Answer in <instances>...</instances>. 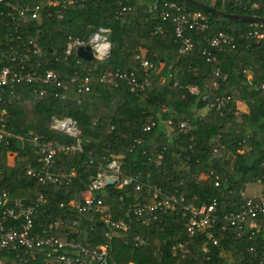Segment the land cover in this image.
<instances>
[{"label":"trees","instance_id":"trees-1","mask_svg":"<svg viewBox=\"0 0 264 264\" xmlns=\"http://www.w3.org/2000/svg\"><path fill=\"white\" fill-rule=\"evenodd\" d=\"M5 1L30 7L40 3V0ZM58 1L60 6L41 8L40 20L26 19L22 23L20 42L11 40L9 34L13 29L0 17V67L13 65L10 61L13 51L21 53V43L34 40L42 56L30 55L27 70L52 69L67 86L64 91L55 86L43 87L46 94L36 98L34 90L42 86L19 85L6 89L0 96V124L6 126L10 135L0 143V195L7 193L10 199H20L27 205L34 200L35 180L26 171L37 167V158L26 139L37 136L44 143L74 145V138L50 128L53 118L65 117L77 123L82 151L75 155L60 154L55 159L54 173H73V176L67 185L43 188L41 193L46 204L39 210L35 226L44 227L56 218L66 222L77 219L79 223L74 229L67 228L68 224L64 226L71 233L67 239L90 249L105 242V227L97 215L78 214L70 203L74 199L81 200L80 194L88 190L89 180L99 165L113 158L120 162L126 174L161 187L165 194L176 192L195 206L216 200L219 215L239 210L243 203L240 196L243 184L258 182L264 190V91L259 88L264 83V49L246 38L251 23L217 17L184 0H86L81 6L68 4V0ZM198 1L232 15L264 16L219 1ZM3 2H0V11H6ZM165 3L182 7L188 16L202 13L209 21L205 32L188 30L193 48L184 54L179 53L181 45L175 38L172 22L161 18ZM121 5L131 8L125 16L117 14ZM154 5L157 8L148 11V7ZM157 27H161L160 32H155ZM99 28L108 30L107 38L112 46L108 58L86 61L75 53L65 55L71 38L88 42ZM218 31L233 36L235 48L225 47L210 63L203 52L210 50V39ZM138 53L154 67L149 72L150 85L145 93L132 91L125 82L114 87L99 81L101 75L117 70L134 71L143 78L144 72L134 59ZM215 68H219L226 79L212 88L211 71ZM73 77L77 78V84L70 83ZM86 77L90 90L78 94L76 87ZM163 79L166 82H162ZM189 85L196 86L201 96L207 93L208 100L229 96L231 102L221 111L210 110L206 102L187 90ZM238 101L246 103L249 110L240 115L239 121L236 117ZM162 107L167 111L162 112ZM204 109L206 113L199 115ZM166 120L172 122L169 129ZM181 123L186 124L184 129H180ZM145 126L150 129L144 131ZM219 145L225 146L223 157L213 159V148ZM241 148L246 151L238 153ZM159 153L162 154L161 165L155 167ZM10 156L14 157L13 165L8 163ZM232 156L235 157L233 171L229 172L227 161ZM211 169L219 175L217 187L212 177L201 178ZM107 192L106 203L115 219L140 196L133 187L108 188ZM160 220L148 227L134 223L124 236L115 238L110 264H173L171 248L180 243L190 250L184 264L206 262L201 252L204 238L200 235L189 238L184 219L172 215ZM260 223L264 226V217ZM134 234L142 236L148 246L134 248L127 244L126 240ZM217 237L232 257L231 264H264L262 232L252 240L226 241L220 234ZM251 245L256 246V255L247 252ZM213 262L224 264L217 259Z\"/></svg>","mask_w":264,"mask_h":264},{"label":"built area","instance_id":"built-area-1","mask_svg":"<svg viewBox=\"0 0 264 264\" xmlns=\"http://www.w3.org/2000/svg\"><path fill=\"white\" fill-rule=\"evenodd\" d=\"M85 1L68 0V4L81 6ZM209 1L227 3L232 7H239L251 12H260L264 15V0ZM0 2H3V0H0ZM3 3L6 11H0V17H4L6 19L5 25L13 29L9 34L11 40L18 42L21 41L19 28L26 19L40 20L42 7L60 6L58 0H40V3L34 7L21 6L19 2L5 1ZM64 4L61 3V5ZM156 8V5L149 6L148 11H153ZM130 10V6L121 5L117 14L125 16ZM161 18L163 21L172 22L175 38L181 45L180 54H184L193 48L188 30L194 29L199 32H205L209 29V21L205 15L196 12L188 16L185 9L174 3H165L163 5ZM160 31L161 27H157L155 32ZM107 33V29L99 28L88 42L78 38H71L66 44L65 55L76 54L78 47L89 45L94 59L101 61L108 58L112 52V46L108 41ZM246 38L264 49V25L251 24ZM21 44L22 52L19 53L14 50L10 57L13 65L0 67V96L5 93L6 89H12L19 85L42 86L34 90V97L36 98L46 94V89L43 87L55 86L63 91L66 90L67 86L63 85L60 75L56 71L52 69L42 72L27 70L26 64L30 61V55L41 57L42 52L34 40ZM209 47L210 50L204 51L203 55L207 62L213 63L216 53L222 52L225 47L235 48V39L226 32L218 31L210 39ZM134 59L138 61L144 72L143 78H139L134 71L117 70L108 71L101 75L99 81L114 87L120 82H125L132 91L145 93L150 85L148 80L149 72L154 67L142 53L136 54ZM211 75L213 79L212 88L218 87L219 82L226 79V75L222 74L219 68L212 70ZM162 82H166V79H163ZM70 83L77 84V78H71ZM174 85L176 86L177 82H174ZM259 88L264 91V83H261ZM89 90V78L86 77L77 85L76 92L81 94ZM187 90L206 102V107L210 110L221 111L231 102L229 96L208 100L209 95L206 93L201 96L199 89L194 85L187 86ZM59 98L63 99V95H60ZM161 110L162 112L167 111L165 107H162ZM171 124L170 120L165 121L167 129L170 128ZM185 126V123L179 125L180 129H184ZM149 127L145 126L144 131H148ZM50 128L74 138L75 144L44 143L37 136L27 137L26 140L34 148L37 158V167H31L26 171V174L35 180L36 195L29 205L20 199H10L7 193L0 195V264H110L112 242L115 238L120 235L124 236L132 229L134 223L148 227L161 222L162 220L160 219L163 216L172 215L185 220L184 228L189 238L197 235L204 238V244L201 247V252L206 261L204 264H215L213 259L221 260L224 264L232 263L233 259L228 255L229 252L220 244V240L217 237L218 234L222 235L226 241L243 238L256 239L259 232H262L264 238V226L260 223V219L264 217V190H262L259 197L246 198L240 194L243 203L239 210L219 215L217 213L216 200L213 199L209 204L195 206L192 203H188L183 196L177 195L176 192L165 194L161 187L148 181L142 182L137 176L126 174L125 171H122L121 164L116 158L99 165L98 170L89 180L87 190L89 195L87 197L81 198V200L74 199L70 203L78 214L91 213L100 218V222L105 227L103 232L105 242L103 244L95 249H90L73 239L68 240L67 237L71 233L65 230L64 226L68 224L67 228L74 229L79 223L77 219L71 218L66 222L63 218H56L47 222L44 227L36 228L35 221L38 212L46 204V199L41 193L43 188L46 185H57L60 187L67 185L73 176V173L69 175L54 173L55 159L60 154L75 155L82 151L81 131L71 117H65L62 120L53 118ZM9 136L6 126L0 124V143L8 139ZM19 139L22 140L23 138L20 137ZM224 149V145L214 147L213 159L223 157L222 151ZM244 151L246 149L241 148L237 152L244 153ZM161 159L162 154L159 153L154 163L155 167L161 165ZM262 166H264V163ZM210 177L213 178L214 185L216 187L219 186V175L214 169H211L207 175H201V178L207 179ZM109 181L113 183L112 186L109 185ZM127 187H133L134 191L138 192L140 196L134 199L121 217L115 219L112 209L106 203L109 197L107 189H124ZM60 207L62 208L63 204ZM126 243L134 248L148 246L147 241L139 234L132 235L129 241L126 240ZM171 249L174 258L173 264H184L183 262L190 254V250L181 243L173 245ZM256 250L257 248L254 245L247 248V252L251 253V255H256ZM262 253L264 261V244Z\"/></svg>","mask_w":264,"mask_h":264},{"label":"water","instance_id":"water-1","mask_svg":"<svg viewBox=\"0 0 264 264\" xmlns=\"http://www.w3.org/2000/svg\"><path fill=\"white\" fill-rule=\"evenodd\" d=\"M187 3L193 5L196 9L211 13L217 17L224 18V19H229L232 21H244L248 22L251 24H263L264 25V17H259V16H240V15H232L225 13L223 11L217 10L214 7L207 5L203 2H200L198 0H184ZM76 55L77 57L86 60V61H93L94 57L92 55V50L89 45H86L84 47H78L76 49ZM109 185L112 186L113 183L109 181Z\"/></svg>","mask_w":264,"mask_h":264},{"label":"crops","instance_id":"crops-1","mask_svg":"<svg viewBox=\"0 0 264 264\" xmlns=\"http://www.w3.org/2000/svg\"><path fill=\"white\" fill-rule=\"evenodd\" d=\"M250 76H251V75L248 74V78H250ZM236 108H237L236 117H237V120L239 121V119H240V115H242V114H247L249 110H248V106H247V104L244 103V102H242V101H238V102H237V104H236ZM205 113H206V110H205V109H204V110H200V111L198 112V114L201 115V116H203ZM9 160H10V159H9ZM227 162H228L227 171L232 172V171H233L234 158H233V157H230V158L228 159ZM8 163H9L10 165H13V163H14V157L11 159V161H8ZM250 184H251V183L243 184L244 188H243L242 191H241L242 196L246 197V196L244 195V192H245L246 188L248 187V185H250ZM261 193H262V191H261ZM261 193H260V196H261ZM88 195H89V192L86 191V192L81 193V194H80V197H81V198H85V197H87ZM258 197H259V196H258ZM246 198H247V197H246Z\"/></svg>","mask_w":264,"mask_h":264},{"label":"rangeland","instance_id":"rangeland-1","mask_svg":"<svg viewBox=\"0 0 264 264\" xmlns=\"http://www.w3.org/2000/svg\"><path fill=\"white\" fill-rule=\"evenodd\" d=\"M12 158L13 156H10L9 161H11ZM262 190H263V186L261 183L253 182L250 185H248V187L246 188L244 192V195L248 198L258 197L260 196V193Z\"/></svg>","mask_w":264,"mask_h":264}]
</instances>
